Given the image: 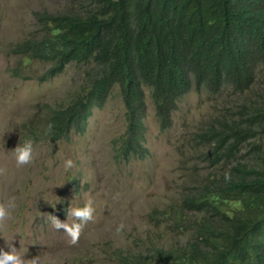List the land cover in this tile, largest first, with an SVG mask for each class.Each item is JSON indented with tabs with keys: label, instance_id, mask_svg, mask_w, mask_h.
<instances>
[{
	"label": "trees",
	"instance_id": "1",
	"mask_svg": "<svg viewBox=\"0 0 264 264\" xmlns=\"http://www.w3.org/2000/svg\"><path fill=\"white\" fill-rule=\"evenodd\" d=\"M36 16L40 31L11 51L48 62L40 80L71 62L85 68L75 93L49 109L41 128L26 127L25 139L83 133L118 85L126 124L114 139V158H143L145 87L164 129L191 88L243 93L262 72L263 89L251 101L245 96L195 132L219 170L148 214L186 238L136 251L117 247L112 264H264V0H76L72 9Z\"/></svg>",
	"mask_w": 264,
	"mask_h": 264
},
{
	"label": "rangeland",
	"instance_id": "2",
	"mask_svg": "<svg viewBox=\"0 0 264 264\" xmlns=\"http://www.w3.org/2000/svg\"><path fill=\"white\" fill-rule=\"evenodd\" d=\"M74 4L76 0H0V204L15 203L11 218L0 222V252L11 251L7 238L14 239L13 246L26 259L39 256L40 264H112L117 247L136 251L151 242L169 245L186 238L148 214L177 203L182 192L219 170L205 159L206 146L195 132L210 117L237 108L245 96L251 101L263 89L262 72L243 93L229 86L217 93L191 88L178 100L171 125L164 129L145 87L148 154L143 158H114V139L126 124L118 85L102 107L93 109L83 133L54 141L25 139L26 127L41 128L49 109L75 93L85 66L71 62L57 75L40 80L37 76L49 63L14 54L11 47L40 31L37 12L72 9ZM25 141L33 143L35 159L17 166L13 150ZM69 158L75 167L66 171ZM57 201L55 207L50 204ZM88 202L95 208L93 218L79 242L71 245L63 230L51 226L49 216L67 222L71 206ZM121 223L125 227L117 234Z\"/></svg>",
	"mask_w": 264,
	"mask_h": 264
},
{
	"label": "clouds",
	"instance_id": "3",
	"mask_svg": "<svg viewBox=\"0 0 264 264\" xmlns=\"http://www.w3.org/2000/svg\"><path fill=\"white\" fill-rule=\"evenodd\" d=\"M49 129H51V125H49ZM13 151L16 156L17 166L28 165L34 162V147L31 141H25L23 145L19 144ZM73 167H75V162L70 158L66 159L64 162L65 170H70ZM58 202L60 201H57L55 204H50L55 207ZM14 208V199L6 202L5 204H0V222H5L10 219ZM94 212L95 208L91 202H88L83 207L71 206L67 210V222L61 221L57 216L50 213L49 219L51 226L54 229L57 231L63 230V232L70 238L69 243L71 245H76L80 240L84 226L93 218ZM69 221L72 222L70 223ZM124 227L125 225L121 223L116 229L117 234H120ZM5 239L11 251L0 252V264H40L39 256L32 259H26L25 256L21 254V251L17 250V248L13 246L12 241L14 239L11 241L7 238Z\"/></svg>",
	"mask_w": 264,
	"mask_h": 264
}]
</instances>
